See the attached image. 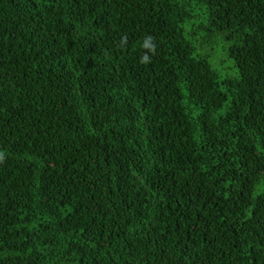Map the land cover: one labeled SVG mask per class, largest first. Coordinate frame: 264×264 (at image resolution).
Listing matches in <instances>:
<instances>
[{
    "label": "trees",
    "instance_id": "1",
    "mask_svg": "<svg viewBox=\"0 0 264 264\" xmlns=\"http://www.w3.org/2000/svg\"><path fill=\"white\" fill-rule=\"evenodd\" d=\"M0 152V264H264V0H0Z\"/></svg>",
    "mask_w": 264,
    "mask_h": 264
},
{
    "label": "clouds",
    "instance_id": "2",
    "mask_svg": "<svg viewBox=\"0 0 264 264\" xmlns=\"http://www.w3.org/2000/svg\"><path fill=\"white\" fill-rule=\"evenodd\" d=\"M125 43H126V38L122 40L121 46H123ZM141 46L142 48L148 50V52H152L154 54L155 52L154 41L151 36H146ZM150 62H151L150 57L147 54L143 55L142 58L140 59L141 64H148ZM3 161H4V153L0 152V163H2Z\"/></svg>",
    "mask_w": 264,
    "mask_h": 264
}]
</instances>
